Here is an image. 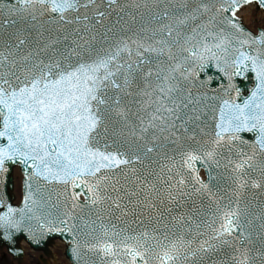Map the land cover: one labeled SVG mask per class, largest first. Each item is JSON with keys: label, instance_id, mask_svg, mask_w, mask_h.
Masks as SVG:
<instances>
[{"label": "snow or ice", "instance_id": "obj_1", "mask_svg": "<svg viewBox=\"0 0 264 264\" xmlns=\"http://www.w3.org/2000/svg\"><path fill=\"white\" fill-rule=\"evenodd\" d=\"M251 2L0 0V182L23 178L19 206L0 195L3 239L66 235L67 264H264ZM210 61L228 81L214 90Z\"/></svg>", "mask_w": 264, "mask_h": 264}, {"label": "water", "instance_id": "obj_2", "mask_svg": "<svg viewBox=\"0 0 264 264\" xmlns=\"http://www.w3.org/2000/svg\"><path fill=\"white\" fill-rule=\"evenodd\" d=\"M209 76L213 77L210 83V87L213 90L220 87L221 84L226 85L228 83L227 78L219 71V69L216 68L215 62L212 61H210L209 64L205 66V70L200 73V79H207ZM234 82L241 92V95L238 97V102L241 104L244 103L248 97H250L252 90L258 84L255 72L251 68H249L243 75L236 76L234 78ZM240 135L244 140L255 142L258 130H253L251 132L243 131ZM12 171L13 168L10 169L9 174L4 178L3 182H0V195H2L4 199H6L13 206H19L21 203H15L16 196L13 191L14 184ZM83 198L84 197H82V199ZM58 239L65 242L67 248L68 237L66 235L50 234L45 236L39 244H33L24 233L17 234L14 237L13 243L4 240L2 234H0V247H7L9 253L14 257V259H16L19 264H23L25 260V251L21 246L23 241H26L33 249L43 251L47 256H51L50 246H52ZM65 254L68 258L66 251ZM42 260L45 264H48L44 258Z\"/></svg>", "mask_w": 264, "mask_h": 264}, {"label": "bare ground", "instance_id": "obj_3", "mask_svg": "<svg viewBox=\"0 0 264 264\" xmlns=\"http://www.w3.org/2000/svg\"><path fill=\"white\" fill-rule=\"evenodd\" d=\"M238 16L243 20L245 25L252 31L257 32L260 28H264V10L257 5H248L242 7L238 12ZM14 194L18 201L21 200L22 190V175L18 169L14 170ZM25 249L26 257L24 264H37L40 256L39 251L30 248L26 242L22 243ZM66 245L61 240H56L54 246L51 247L52 254L48 260V264H67L68 258L65 256ZM0 251H2L0 249ZM15 262V261H14Z\"/></svg>", "mask_w": 264, "mask_h": 264}, {"label": "rangeland", "instance_id": "obj_4", "mask_svg": "<svg viewBox=\"0 0 264 264\" xmlns=\"http://www.w3.org/2000/svg\"><path fill=\"white\" fill-rule=\"evenodd\" d=\"M0 264H14V262L6 252H0Z\"/></svg>", "mask_w": 264, "mask_h": 264}]
</instances>
